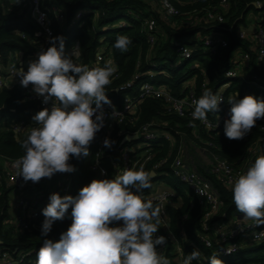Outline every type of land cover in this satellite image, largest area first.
Listing matches in <instances>:
<instances>
[{"label": "trees", "instance_id": "obj_1", "mask_svg": "<svg viewBox=\"0 0 264 264\" xmlns=\"http://www.w3.org/2000/svg\"><path fill=\"white\" fill-rule=\"evenodd\" d=\"M41 1L43 6H55L61 11L62 20L59 22L50 16L48 25L53 31L52 37H63L65 53L78 43L80 63L89 67L96 61V54L102 51L105 63L110 59L117 66V77L113 75L112 82L105 88L108 99L115 106L120 107L121 101L128 96H137L139 87L144 83L161 88L178 99L186 98L192 92L197 100L205 89L218 93L223 75L233 68L232 56L239 50L249 56L244 69L251 78L245 82L233 81L224 92L225 101L228 104L229 98L235 94H238L237 99L246 95L264 99V92L258 90L252 79L255 78V82L264 85V63H257L251 43L239 38L237 34V29L244 25L248 12L253 14L252 23H255L260 12L253 5L259 2L264 9V0H229V10L224 16L226 22L211 25H204V17L206 12L217 10L220 0H167L176 11L175 15L166 12L163 7L164 0ZM30 4L31 0H0L2 77L7 76L10 67L16 69L23 66L38 48L36 43H31L37 26L30 15ZM80 12L82 17L75 23L76 15ZM148 20L155 22L152 32H147L144 25ZM192 21L197 22L195 25H187ZM17 31L24 38L22 35L17 36ZM215 33L222 35L227 42L225 47L204 43L207 37ZM121 35H127L132 41L126 52H121L113 46ZM49 46L50 42L46 49ZM180 48H186L191 57L182 58ZM20 52L23 54L22 59L18 57ZM127 83H130L132 88L128 91L120 90ZM38 111L40 110L36 104L26 101L20 87L14 86L12 89L4 88L0 91V175L3 172L2 160H16L24 154L19 141L25 139L31 130L16 136L12 127L20 123L31 124L32 117ZM147 124H154L156 129H165L172 135L171 145L168 142H160L154 144L156 147L141 149L147 150L152 156L144 169L154 172L155 176L151 187L144 189L140 194L145 198L156 182L163 181L176 195L170 196L164 205L167 228L158 229L166 240L164 256L170 264H181L185 255L198 249L201 255L192 264H209L210 258L216 256L215 252L225 245L213 238L211 230L225 223L230 224L234 216L241 213L233 203L231 186H225L216 176H209L222 206L211 218L204 220L203 208L198 200L190 196L186 189L170 176L169 167L180 153L181 137L191 139L209 154L234 168L241 167L246 162H249V168L255 158L260 156L258 150L255 155L250 152L264 142V132L259 130V123L256 122L242 139L230 140L224 135V123L221 128L213 131L196 128L191 121L181 119L173 113L162 99L146 97L138 101L135 110L129 113L121 124L114 123L111 132L106 134V138L113 142L111 147L103 146L98 151V143L104 136L103 127L95 134L88 145L91 153L88 168L82 166L85 156L70 158L68 163L73 167L79 164L77 173L73 172L71 196L78 195L82 187L96 179L95 174L89 170L96 160L98 166L105 171L103 179L115 177L121 166L124 148L122 141L126 137H117V134L120 131L134 132ZM163 124L167 126L164 127ZM158 144L162 146H157ZM160 162L161 166L154 170V165ZM14 188V185L4 182L0 195V252H7L12 256L15 251L28 252L38 246L34 233L19 234L5 223L8 221L9 193ZM154 203L160 206L158 202ZM44 219L42 216L36 221L40 228ZM117 224L118 222L110 226ZM70 225L65 219L57 220L53 223L51 232L59 238ZM204 225L207 230L203 229ZM201 235L212 238L210 247L204 245ZM243 237L244 234H240L233 241L240 242ZM219 259L224 264H264V243L251 249L248 246L243 247L236 256Z\"/></svg>", "mask_w": 264, "mask_h": 264}, {"label": "clouds", "instance_id": "obj_2", "mask_svg": "<svg viewBox=\"0 0 264 264\" xmlns=\"http://www.w3.org/2000/svg\"><path fill=\"white\" fill-rule=\"evenodd\" d=\"M164 3L170 12L174 11L167 0ZM16 35L22 34L17 31ZM131 43L127 35H121L113 46L126 52ZM50 45L29 62L27 71L15 70L22 87L31 83L44 103L52 100L51 109L44 108L32 117L37 126L19 141L24 154L12 167L25 182L35 183L57 172L75 171L68 161L89 154L90 141L103 127L102 104H111L105 88L117 71L112 61L103 67L89 68L79 63L78 48L73 49L71 56L65 53L62 36L50 38ZM237 95L228 100L229 118L223 127L230 140L242 139L257 120L264 119V99L252 95L237 99ZM223 100L220 93L205 89L193 101V120L212 128L207 114L218 112ZM112 143L104 140L105 147H111ZM154 175L141 166L125 169L112 179H93L76 196L51 193L48 204L41 210L45 217L41 235L47 236L53 223L63 220L69 208L72 223L58 241L43 240L36 264H170L156 250L166 243L164 236H154L162 225L161 207L140 194L151 187ZM231 191L242 218L264 224V155L257 156L246 172L234 180ZM116 222L117 226H110ZM200 255L194 249L184 256L181 264H192ZM209 264L224 262L213 256Z\"/></svg>", "mask_w": 264, "mask_h": 264}, {"label": "built area", "instance_id": "obj_3", "mask_svg": "<svg viewBox=\"0 0 264 264\" xmlns=\"http://www.w3.org/2000/svg\"><path fill=\"white\" fill-rule=\"evenodd\" d=\"M30 6V15L37 26L34 40H32L31 43H36L38 48L29 58L36 60L38 57V53L46 50V47L50 42V38H52L53 36V31L48 25L49 17L53 16L54 20L60 22L62 20V16L61 11L57 7L43 6L41 0H31ZM253 6L260 12L256 18L255 23L250 24L253 18V14L250 12H248L249 14L246 13L248 15H246L244 18V25L238 27L237 34L239 38L246 39L251 43L252 51L255 52L257 63L262 65L264 63V9L259 2H257ZM163 7L169 15L177 14L175 10L170 12L168 7L165 6V3ZM228 10L229 0H220L217 10L206 12V15L204 17V25H211L215 23L224 24L226 22L224 16L225 14H227ZM248 16L250 18V22L246 24V19ZM81 17L82 13L80 12L76 15L75 23H77L81 19ZM196 22L197 21H192L190 23H187V25H192L193 23L195 25ZM144 25L147 32H152L155 28V22L153 20L147 21ZM149 39L152 40V38ZM204 43L206 45H212L215 43L216 45L222 47H225L227 45V42L223 39L220 33H215L214 35L207 37ZM74 48H78L77 51L79 52V45L78 43H76L68 49L66 54L71 56ZM179 52L180 56H182V58L184 59H188L191 57L189 51L186 48H180ZM18 57L19 59H22L23 54L20 52L18 54ZM108 61L111 60L108 59ZM248 61V54H243L240 50L235 51L232 56L233 68L225 72L218 88V93H220L223 98L224 92L232 85L233 81L240 80L242 82H245L246 79L251 78L249 73L244 69V67L246 68ZM105 62L106 61L103 58V52L100 51L96 54V61L92 65H90L89 68H93L96 66L103 67L106 64ZM15 70V68L10 67L8 75L6 76L13 78L12 80L0 77V91L4 88L12 89L14 86H18L23 90L26 101L36 104L39 107V110H42L44 108L51 109L52 100H50L48 103H44L43 97L33 91V85L31 83L28 85V87H22L20 85L19 77L15 76ZM114 76L117 77L116 72L114 73ZM252 79L254 80L253 82L256 84L258 90L264 92V85L259 83L258 81L255 82V78ZM131 88V84L127 83L122 86L120 90L128 91ZM146 97L162 99L171 108L173 113H175L179 118L189 120L196 126V128H202L206 131H213L221 128L224 121L229 118L228 112L230 105H228L229 103L227 104L225 98L219 105V110L221 111H218L215 114L212 112L207 114L208 124L213 125L212 128H209L201 121L193 120L192 118L191 113L194 110L193 101L196 100L192 92L186 98L178 99L161 88H156L150 83H144L139 87V94L134 97L128 96L123 99L121 101L120 107L115 106L113 102H111V104H102L101 110L104 113V136L98 143V151H100L104 146L106 134L111 132L114 123L121 124L126 116L135 110L138 101ZM210 114H212V116H210ZM257 123H259V130L264 132V119L257 120ZM215 125H217V127H215ZM36 126L37 123L32 120L31 124L28 125L25 123L14 125L12 127V131L16 136H19ZM163 126L165 127L167 126V124H163ZM122 136L135 137L136 140H132L123 144L124 148L121 155V166L118 170L117 175L122 173L125 169H139L141 166L145 167L146 164L151 161L152 156L148 154L147 150L141 151V149L156 147V145L154 146V144L160 142H168L171 145L170 142L172 140V135L169 133V131L165 129H156V126L154 124L143 125L137 131L130 133L120 131L117 134V137ZM132 142L136 144H131ZM162 145L158 144L157 146ZM180 151L181 145L179 146V152ZM256 151H260V156L264 155V142H261L258 147L254 148L250 152V154L255 155ZM209 155L212 159V165L210 166L209 174H206V176L198 174L197 172L191 170L188 165L182 160L180 153L173 160L169 167L170 176L175 179L180 185H182L190 196H193L195 199H197L199 204L202 206L204 220H208L209 218H211L221 209L222 206V202L220 201L218 193L214 189L209 176H216L225 186L230 187L239 175H242L246 172L249 164V162H246L243 166L234 168L218 157L211 154ZM14 161L15 160H2L1 162L3 166V172L0 175V195L2 184L4 182L14 185L15 188L12 191H16L19 188H23L24 191V189L26 188H34L35 186H38L42 179H44L41 178L39 182L35 183H33L32 181L25 182L22 177L16 176V170L12 167ZM161 163L162 162L156 163L153 169L157 170L161 166ZM89 170L90 172H93L95 174L97 180L103 179L105 176V171L98 166L97 160L92 166L89 167ZM73 172H57L64 176L66 181L65 183L52 190L46 196L43 193H40L38 195H31L29 193L24 194L22 191V195L17 197L16 207L19 211V214L16 218L14 229L19 234H24L26 232L34 233L38 240V246L34 250L28 252L15 251L13 253V256L7 252H0V264H36L37 257L35 256H37V251L42 245L43 240L50 239L54 242L59 240L58 236L51 231L47 234V236H42L41 228L38 226L36 221L43 216L41 210L48 204V197L51 193H59L61 196L69 194L73 186ZM159 182L164 183L163 181H158V183ZM156 183L153 185L151 191L149 192V195H147L145 199H150L153 200V202H158L160 204L162 219V225L160 228L166 229L168 225L167 215L164 211V205L168 202V198L170 196L176 195L168 186V189L163 191L157 189L158 184ZM70 213L71 208L70 210H68V214L64 219L69 223H72ZM242 216V213L239 215H235L233 221H231L230 224L225 223L211 230L214 236L213 238H216L218 241L225 244L221 249L215 252V255L218 258H228L231 256H236L240 252V250L243 249V247L246 248L248 246V248L251 249L260 245L261 243H264V224L257 223L252 219L243 220V218H241ZM203 229L207 230V227L204 225ZM240 234H244L243 239L240 242L233 241ZM154 236H161V234L159 231H157ZM200 238L206 247L211 246V237L201 235ZM156 250L158 253L164 256L166 252V246L159 245L157 246ZM228 250H230V253L227 252ZM177 252L179 253L178 248Z\"/></svg>", "mask_w": 264, "mask_h": 264}, {"label": "rangeland", "instance_id": "obj_4", "mask_svg": "<svg viewBox=\"0 0 264 264\" xmlns=\"http://www.w3.org/2000/svg\"><path fill=\"white\" fill-rule=\"evenodd\" d=\"M249 22H250L249 19H246V24H248ZM180 145H181L180 156L182 160L189 166V168L197 172L198 174L205 175V176L206 174L208 175L210 166L212 165L210 156H208L199 145H196L195 142H193L191 139H188L184 136L181 137ZM90 154L91 153L85 156V159L83 160L82 166L84 168H88L89 166ZM78 166L79 164L77 163V165H75L74 167L75 173H77ZM65 181L66 179L64 178V176H62L59 173H55L51 178H47L44 181V184L40 183V185L35 186L34 188H26L24 189V191L30 193V190L33 189V193H31L32 195H36V194L38 195L40 193H43L46 196L52 190H54L61 184L65 183ZM156 184H158V182ZM71 191L72 190H70L68 195H71ZM14 203H15L14 200L11 199L9 216L12 219L17 217V209L15 208Z\"/></svg>", "mask_w": 264, "mask_h": 264}, {"label": "crops", "instance_id": "obj_5", "mask_svg": "<svg viewBox=\"0 0 264 264\" xmlns=\"http://www.w3.org/2000/svg\"><path fill=\"white\" fill-rule=\"evenodd\" d=\"M247 19H249L250 20V18H249V16L247 17ZM250 24H252V22H250ZM31 61H34V59H28L24 64H23V66H20V68H22L24 71H27V67H28V64H29V62H31ZM9 71V70H8ZM7 75H8V72H7ZM0 77H2V76H0ZM4 78H6V79H8V80H12L13 78H10V77H4ZM197 145V144H196ZM202 148V147H201ZM203 150H204V152L208 155V156H210L207 152H206V150L204 149V148H202ZM211 158V157H210ZM211 161H212V159H211ZM189 167V166H188ZM46 180V178H44V179H42V181L40 182V183H43L44 184V181ZM40 183L38 184V185H40ZM157 189H159V190H166V189H168V187H167V185L166 184H164V183H158V185H157ZM22 191H23V188H19V189H17L16 191L14 190V191H12L11 193H9V209H8V221H6L5 223L6 224H9L10 226H12L13 228H14V225H15V221H16V218H14V219H12L10 216H9V210H10V202H11V199H13L14 200V205H15V208L17 209V207H16V199H17V197L18 196H20V195H22ZM32 191V192H31ZM23 193L25 194V193H29V192H26V191H23ZM31 193H33V189L32 190H30V193L29 194H31ZM32 195V194H31ZM18 214H19V211H18V209H17V216H18ZM242 218V217H241ZM244 220V219H243Z\"/></svg>", "mask_w": 264, "mask_h": 264}, {"label": "water", "instance_id": "obj_6", "mask_svg": "<svg viewBox=\"0 0 264 264\" xmlns=\"http://www.w3.org/2000/svg\"><path fill=\"white\" fill-rule=\"evenodd\" d=\"M132 140H136V138L135 137H125L124 139H123V141H122V145L124 144V143H126V142H130V141H132ZM155 176V175H154Z\"/></svg>", "mask_w": 264, "mask_h": 264}]
</instances>
